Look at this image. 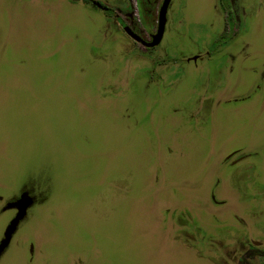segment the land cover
Segmentation results:
<instances>
[{
    "label": "rangeland",
    "instance_id": "1",
    "mask_svg": "<svg viewBox=\"0 0 264 264\" xmlns=\"http://www.w3.org/2000/svg\"><path fill=\"white\" fill-rule=\"evenodd\" d=\"M138 1L140 16L135 0L114 12L146 37L156 2ZM263 14L243 33L262 52ZM223 16L218 0H174L149 50L83 0H0V238L6 205L31 200L0 264H264L249 245L264 213L231 229L238 199L264 206L263 65L226 94L256 84L250 100L216 104L237 77L218 52L243 41L214 47Z\"/></svg>",
    "mask_w": 264,
    "mask_h": 264
},
{
    "label": "flooded vegetation",
    "instance_id": "2",
    "mask_svg": "<svg viewBox=\"0 0 264 264\" xmlns=\"http://www.w3.org/2000/svg\"><path fill=\"white\" fill-rule=\"evenodd\" d=\"M83 1L91 4L95 9L101 10L103 13L113 16V18L121 25L126 35L130 37L132 41H134V43H136L139 46H142L144 49L150 50V49L157 48L158 46L161 45L163 36L158 44L150 47V46H146L144 43H141L140 41L130 36L126 32L125 27L129 28L141 40L145 42L151 41V35L156 31L158 9H159V6L162 0H149V2H153V1L156 2V13L157 14H156L155 28L153 31H149L146 37L139 30L131 26L130 21L125 23L122 20V18L119 16V14L114 12L116 10L122 14L128 15V17H131L130 10L132 7H131L129 0H109L111 2H107L108 0H83ZM135 3H136V8H137L136 9L137 15H139V13L142 14V11L140 9V2L138 0H135ZM173 3H174V0H170L168 9H167V20H166L165 28L168 22L169 10L173 7ZM218 6H219V9L220 10L222 9V11L225 13V16H223L224 20L221 24V29L218 32L217 39L214 41L215 42L214 47L219 46L220 48L222 46H226V44L229 41H231V39H234L236 36H239V35L241 36L243 41L240 46V49L234 52H231L226 49L223 50L224 52L222 54L218 52L219 54L218 60L222 61L220 63L221 71L223 70L224 74L226 73L232 74L234 72H237V77H236V82H233V84L227 83L224 86H222L221 88L222 95L219 94L218 92L220 91L219 89L216 90L217 92H213V94L217 93L218 98H219V101H217L216 104H219V102L221 103L222 100L226 103L231 102V101H236L238 99L239 100H250L256 93V90L254 89L259 88L258 85L256 86V84L254 88L252 89V83H248L242 91L240 90L238 92V95L228 96L226 94L228 93V90L231 88V86H232L231 90L235 91L244 85L242 83V78H241L243 76L241 72V68L245 70L250 69V72L257 73L258 72L257 66L259 64L263 65V68L261 69V71H262V76H263L262 82L264 85V52L260 50H256L253 42L247 37H245L246 35L243 34L245 32V29L247 28V23H248L247 20L251 21L253 17H255L257 9L261 6L264 11V2H262V0H237V1L236 0H218ZM164 32H165V29H164ZM164 32H163V35H164ZM213 52L209 50L207 51L205 50L204 54L202 55L196 52L194 54L185 56L182 59L194 60V61H197V59L204 61L203 59H205L206 61L210 62L214 60L212 59L213 57L210 56L211 53ZM174 60L176 59L171 58L169 56H166V57L164 56L163 58H154L152 62V68H154L156 65L161 64L163 62L171 63ZM211 97H213V95H211ZM260 97H261L260 102L264 103V94L262 93ZM241 145H243V143ZM257 147L258 146L256 144V139H251L248 143V148L247 146H245L244 148L242 147L237 148V151L235 152H232V153L230 152V154L236 155V157L232 160V163H235V161H239L240 159L248 155V154L245 155V152H244L245 150L254 151ZM248 151H246V153ZM0 199H1V196H0ZM237 201L243 204V208H242L243 211L233 212L235 219H234V225H233L234 227L231 229H234V232H240L243 230L245 231V229L246 230L248 229L246 228V226H248L249 224H254L255 226L258 225L260 227V223L259 222L256 223L254 222V220L255 221L257 220V217L259 216V214L264 213V206H263V210H261V207H260V210H255L251 205L245 204L244 200L238 199ZM11 210H13L15 214L16 209L12 208ZM219 224L222 225L220 226V229H222L224 234H226L228 231L227 230L228 227L224 225L226 224V222L220 220ZM263 226H264V222H261V227ZM249 230H251V228ZM249 245L251 248H253V250L261 251L262 253L260 254L264 258V254H263L264 250H259V249L264 248L263 238L252 237L249 239Z\"/></svg>",
    "mask_w": 264,
    "mask_h": 264
},
{
    "label": "water",
    "instance_id": "3",
    "mask_svg": "<svg viewBox=\"0 0 264 264\" xmlns=\"http://www.w3.org/2000/svg\"><path fill=\"white\" fill-rule=\"evenodd\" d=\"M170 0H162L157 15V25L156 31L151 35V41L145 42L137 37L129 28L125 27L126 32L135 38L136 40L144 43L146 46H154L158 44L163 36V32L165 29V24L167 20V9ZM27 195L22 194L17 200L18 202H10L6 205L5 209L14 208L16 209L15 214L9 219L6 226L2 231V236L0 238V256L4 252V250L8 247L13 234L15 233L19 223L24 219L26 209L29 204H31V200L26 197ZM22 199V200H20Z\"/></svg>",
    "mask_w": 264,
    "mask_h": 264
}]
</instances>
